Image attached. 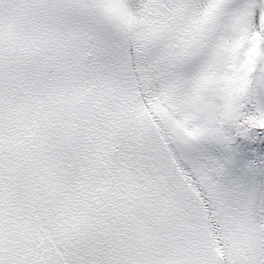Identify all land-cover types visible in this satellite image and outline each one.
Masks as SVG:
<instances>
[{"label":"snow or ice","instance_id":"snow-or-ice-1","mask_svg":"<svg viewBox=\"0 0 264 264\" xmlns=\"http://www.w3.org/2000/svg\"><path fill=\"white\" fill-rule=\"evenodd\" d=\"M0 264H264V0H0Z\"/></svg>","mask_w":264,"mask_h":264}]
</instances>
